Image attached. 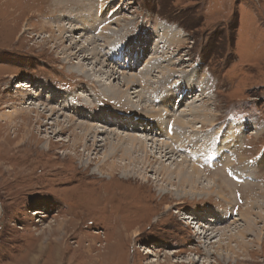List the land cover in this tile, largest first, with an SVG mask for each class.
<instances>
[{"label": "rangeland", "instance_id": "rangeland-1", "mask_svg": "<svg viewBox=\"0 0 264 264\" xmlns=\"http://www.w3.org/2000/svg\"><path fill=\"white\" fill-rule=\"evenodd\" d=\"M86 3L90 10L87 5L85 9ZM99 5L107 8L99 20L114 13L121 19V24L113 25L115 30L128 27L114 40L112 49L130 43L128 39L134 34L143 36L147 29L156 30L161 21L180 32L181 41L172 44L165 54L167 61L173 62L171 82L176 74L187 83L193 77V82L203 83V77L207 81L203 83L205 94L200 90L196 93V84L184 87L188 96L193 91L197 96L200 93L205 103L197 118L188 115L183 121L192 129L208 127L212 122L216 131L230 129L231 136L238 137L236 149L242 150L231 149L240 170L234 182L225 174L231 183L220 180V192L201 190L202 185L213 184L206 175L200 174V183L192 192L189 186L178 187L176 172L168 181L157 172L158 166H173L176 161L157 163L152 156L146 157L148 151L138 141L133 144L137 151L124 153L117 148L111 157L109 143L129 144V139L114 136L115 131L126 133L124 126L107 120L88 121L77 117L72 108H60L61 98L77 93L118 116L132 115L135 126L142 119L149 123L156 119L140 111V106L147 103L132 94L133 89H127L119 74L106 79L102 72L94 71L95 78L121 90L129 103L138 104L134 114L128 104L103 103L90 80L69 68L91 67L88 61L77 64L83 53L71 54L76 48L69 42L82 41L78 34L82 30L74 29L78 35L72 38L70 34L74 33L67 28L73 24L81 28L86 22L83 18L90 22ZM58 27L65 30L60 32ZM97 41L104 43L100 38ZM136 53L133 49L130 57L125 52L117 59L123 64L120 71L135 72L127 63ZM105 63L101 70L106 72L111 63ZM179 67L181 71L176 70ZM17 81H27L32 88H19ZM156 86L161 95L167 88ZM49 89L56 92V97L47 98ZM158 90L154 88V94ZM190 98H194V105H203L196 96ZM51 106L54 111L43 110ZM77 108L83 111L81 106ZM178 108H185L184 113L191 111L181 103ZM94 112L104 115V109ZM84 113L91 111L86 109ZM66 115L77 117L76 121L94 122L99 132L81 138L71 135V129L62 132ZM133 132L129 134H146L142 130ZM93 140L96 144L107 142L95 150L91 147ZM260 154H264V0H0V264H189L185 262L187 257L194 259L192 264H264V235L258 245L246 232V254L222 262L216 253H203L194 234L196 229L186 219L191 213L216 207L220 218L231 216L230 222L236 221L229 227H237L234 231L243 227L245 215L254 219L260 230L264 166L254 172L255 176L250 174L261 188L250 185L246 190L240 184L245 183L242 171L248 166L256 168L254 163ZM230 222L214 227H226ZM227 241L220 240L222 247L217 250L221 254L226 252ZM218 243H211V251Z\"/></svg>", "mask_w": 264, "mask_h": 264}, {"label": "bare ground", "instance_id": "bare-ground-1", "mask_svg": "<svg viewBox=\"0 0 264 264\" xmlns=\"http://www.w3.org/2000/svg\"><path fill=\"white\" fill-rule=\"evenodd\" d=\"M77 3H81V2L79 1ZM87 4L88 3H86L84 7ZM87 7H88V10H90V7L88 5ZM97 8L98 9L95 10V16L91 18L92 20L90 22L89 21L87 22L86 18H83L82 20H85L86 22L81 26V28L76 27L74 24L70 25L67 28V31L74 33V36L73 34H70L72 38H74L75 36L79 34L80 39H82V41L72 40L73 42L71 41L69 42L71 45V48H76L74 52L71 53L72 56H76V55L78 56L80 53H83V55L80 57V60H78L77 64L82 65L84 64L82 62L88 61L87 64L88 63L91 64V67L90 66L89 67L88 66L79 67L75 65L74 67H69V68L71 70L74 69L75 72L79 73L86 79L90 80V82L94 85V88L97 89L95 92L101 95L102 97L101 99L103 103L108 104L107 100H110L115 104L120 103V104H124V106L128 104L129 106L132 107V110L130 111V113L134 114L136 111H138V108H135V107H139L138 104L135 105V104L129 103V100L127 98L128 96L126 94L124 95V93L121 90H118V88L116 87L111 88L107 86L105 82H102L101 79L95 78L94 71L96 70V71L102 72L105 76H107L106 79H111V78H115V76L116 77L120 76L121 77L120 80L123 82V84H126V85L128 84L127 89H130V90L133 89L130 92H132V94H134L135 96L139 97L140 99H142L143 101L147 103L146 107L140 106L139 108L140 111L149 113L151 114V116H153L151 118L153 119L156 118V119H154L153 121L154 123L152 122L148 123V129L146 128V126L142 125L141 122L139 123L140 124L139 126L137 125L135 126V120L134 118H132V115L121 113V115L118 116L114 114L113 110L110 111L108 110L109 108L106 109V107H101L99 106V104H94V103L92 104L91 99H87L81 94H77V93H73L70 97L66 96V98L65 97L61 98L59 102L60 108L61 109H65L67 107L72 108L71 112H74L77 115V117H82V119H88V121L95 122V120H97L101 123L102 121L105 122V120H107V121H110V124L115 123L116 125H118V127L120 126V128H123L124 126V128H126V131H125L126 133L124 134L122 132L120 133L121 130L115 131L114 136H116L119 140L121 139L123 141L129 139V144L126 146H122L119 144L118 141L117 143H115V142H112L111 140L112 143H109L111 144L109 145L110 156L111 157L114 156L116 153V150L118 151V149H121V148L122 150H124V153L127 151L128 153L134 152L136 149L133 144L136 141H138L141 145H143L142 149L147 150L149 152V153L147 152L148 154L146 153V157L152 156V158H154V160L157 163H161L165 159H171V161H176V163L174 162V164L170 163V165L173 164V166L172 165L171 166H168V165L158 166L157 172L166 176V179L168 181H171L169 175L172 172H176L178 187L184 188V186H189L190 188L188 189L189 191L191 190L192 192L196 190V186L198 185L197 183H200V177H201L200 174L206 175L207 177H210L212 179L213 184L207 185L208 187L204 185H202L203 187H201V190L206 193H208L207 191H212V193L220 192L221 183L224 181L230 182L229 179H231L234 182L235 173L239 171L240 169H239V166L237 167L235 166L238 163L236 162L237 157H235L231 153L232 151L231 149H234L236 151L241 150V148L236 149L237 144L235 142H238V137L231 136L232 132L230 131V129L216 131L214 125H212L214 122L210 123L208 127H201V128L195 127V129H192L186 126L188 124L183 121L184 118L187 117L188 115L191 116L192 118L197 116V114H199L201 109H204L203 106L205 103L204 97L199 98L200 93L197 96L193 91L192 93H190V96H188L189 93L186 94L185 92L186 90L184 89V87L187 89V87H190L191 85L196 84L198 86L195 89L196 93L197 91L199 92L200 90V91H203V93L205 94L207 92V87L203 86V83H206L207 81L205 77H203L205 79V80L202 79L204 81L203 83L200 81L193 82L194 80H196L193 77L190 79L191 80L190 83H187V82H183V77H181V75L179 76V74H176L177 78H175V80L171 82L173 78L172 76H170L169 71L172 67L173 62L171 63L167 61L168 58H166L165 54L167 52V49L171 48L172 44L175 45L181 41L180 32L178 31V29H176L175 27H171L170 25L164 24L163 21L159 22L158 26L156 27L157 28L156 30L147 29L149 27L146 28V26H144L143 24V27L147 29L146 33H144L143 36H140V35L137 36L138 33L134 34L132 35V37H130V39H128L130 40V43L123 42L122 45L112 49L114 47V42H115L114 40L117 39L118 36H122L121 33L123 32L125 26L122 27V29L115 30L114 27L118 24H121V19L117 17V15L114 13H110L108 18L99 20L102 16H104L103 11H105L107 8H104L100 5L97 6ZM75 12H77V10H75ZM83 12L84 11L82 9L81 13L79 12V14L82 15ZM73 19L74 18L72 17L70 18V20H73ZM74 29H76V31L82 30V32L77 34L73 32ZM57 30L60 32H63L65 30V27H58ZM125 30L128 31V27H125ZM117 32H120V33H117ZM125 33L126 32H124V34ZM125 35H128V33ZM99 38L102 41H104V43L101 42L104 45H102L101 43H97L98 42L97 39ZM79 42H83V43L80 45ZM104 48H108V49H105V51H103ZM133 49L137 53L133 56L131 62L127 63V65L128 67H130V69L131 68L134 69L135 72H132L129 70L120 71L119 69H123L121 67V65L123 64L121 62L120 63L117 62V59L115 58L119 57V55H123V53L125 52L128 53L129 54L128 56L130 57L131 51ZM121 57L123 58V56ZM129 57L126 56L125 60L129 61ZM104 61L107 63L110 61L111 63V66L106 65L110 69V70H107L106 72L101 70V68L104 67V64H103L105 63ZM164 61L166 63L168 62V64L167 65L163 64ZM135 65L136 67H134ZM155 66H160L161 69L156 70L154 68ZM176 70L181 71L180 67L176 68ZM155 74H157L156 79L155 77L152 79L151 76L152 75L155 76ZM17 83H19L17 84V87L19 88L23 87V88L30 89L29 87H31V84H28L27 81L23 83L20 81H17ZM171 84H174L175 88H173ZM39 85L42 88L43 86H45L41 83H39ZM156 85L158 86L160 85V89H161V86H164V85L167 86V88H165V92L162 93V95L160 94V90L157 89ZM132 86H135L136 88L135 87L132 88ZM42 88L41 90L43 91ZM154 88L158 90L156 91L155 94H154ZM108 90H111V91H108ZM49 93L50 94L47 93L48 99H50L52 96L53 98L56 97L55 96L56 92L52 91V89H49ZM155 95H157L160 98V100L156 101L155 98L157 96L155 97ZM193 96L197 97L198 99L197 101L202 100L203 105H202V102H199L198 104L195 103L196 105H194V102H193L194 98L193 100L190 98ZM187 97L190 98L189 101H185V98ZM72 103H77V105H74ZM180 103L182 105H185V107L187 108V111L188 110H191V111H189L188 113H184L185 108L183 110L178 108ZM79 106H81V109H83V111H80L79 110L80 108L79 109L77 108ZM38 107L40 106H37L35 108L39 109ZM51 107L48 110L43 108V110L54 111V107L52 108ZM96 108L104 109V115L102 114L100 116L98 115V113L96 114L94 112L96 111ZM86 109L91 111V113L89 114L84 113ZM177 109H178V112L176 111L177 113H174L173 111ZM192 112L195 113V115ZM77 117L73 118L72 115H69V116L66 115L65 118H66L67 124L65 125L66 128H64L63 126L62 128H60L62 132L65 129H71V135H75V136L79 135L80 138L81 136H87L89 134H92L93 136H95L99 132L94 122H88L85 120H81L80 118H79L80 120L76 121ZM57 123L60 124V122H57ZM74 129L76 130L79 129V132L75 133ZM106 130L108 129L106 128ZM132 130L133 131L136 130L138 132H141L142 130V132H145L146 134H144L145 135L144 137L133 135L135 133ZM152 130H157V132L156 131L151 132ZM122 131H124V129ZM129 132H132L133 134H129ZM156 136L157 137L159 136V138H156ZM106 142L107 140L104 141L103 144H105ZM91 143H92L91 147L92 146L94 147L93 149H95L99 145H103V144H96V140H93V142ZM146 146H149V149H147ZM141 160L143 161V159ZM240 160H241V157L238 159V161ZM246 161L250 163L248 160ZM254 164L256 165V168L254 167L250 168V166H248L242 171L243 172L242 179H244L245 183L244 184L240 183V184L242 185V187L246 188V190L248 187L251 188L250 185H257L258 188L260 187V185H258L252 179H250V174L255 176L254 172H256L258 169L264 166V154H260L256 158V161ZM113 167H114V163L112 162L110 163V168L112 169ZM209 170H213V171H209ZM217 170H220V171H217ZM225 174L227 175L229 179L225 177ZM223 177L225 179H223ZM220 180H221V183H218ZM196 192H199V191H196ZM251 204L252 203H248V205L250 206ZM250 208H249V212H250ZM261 214L259 213V217L262 222L260 230L256 229V221H254V219L252 221L250 218H248L245 215L244 223L242 225L243 227L236 229V231H234V229L237 227H235L234 229L229 228V227L233 225L236 221L231 223L230 222L231 216L228 217L227 220L220 218L219 208H216V207H209L205 211H202L201 213H198V214H196L195 212L191 213L190 215L186 217V219L189 220L188 223L192 224V225L190 224L189 225L196 229L194 231V234L196 235L195 237L201 243L200 246L202 247L203 253L205 255L216 253L219 256H221V258L220 257L219 258L222 260V262L223 261L230 262L231 257L237 258L239 255L246 254L248 250V247L246 246L247 239L244 238L245 237L244 235L246 232H248L249 235H251V239L249 240H252V242H256L258 245L261 244V241H262L261 235H264V232H263L264 212L262 215ZM227 222H230V223L226 227H222V226L214 227L217 224L223 225ZM223 238L228 239V241L225 242L226 252L221 254L217 249H221L222 246H221L220 240H222ZM215 242L216 243L220 242V243L217 244L216 250L212 249L211 251V248L213 247L211 243H215ZM185 262L192 264L194 263V259L192 257H187Z\"/></svg>", "mask_w": 264, "mask_h": 264}]
</instances>
